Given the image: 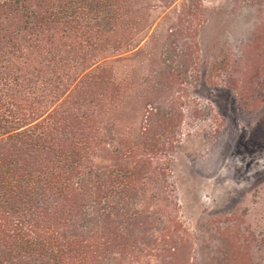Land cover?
Returning a JSON list of instances; mask_svg holds the SVG:
<instances>
[{
    "label": "trees",
    "instance_id": "1",
    "mask_svg": "<svg viewBox=\"0 0 264 264\" xmlns=\"http://www.w3.org/2000/svg\"><path fill=\"white\" fill-rule=\"evenodd\" d=\"M133 0H0V264H150L161 218L142 205L162 108L111 164L121 87L104 52Z\"/></svg>",
    "mask_w": 264,
    "mask_h": 264
},
{
    "label": "rangeland",
    "instance_id": "2",
    "mask_svg": "<svg viewBox=\"0 0 264 264\" xmlns=\"http://www.w3.org/2000/svg\"><path fill=\"white\" fill-rule=\"evenodd\" d=\"M126 17L95 161L123 157L156 108L173 117L142 198L161 218L150 264H264V0H133Z\"/></svg>",
    "mask_w": 264,
    "mask_h": 264
}]
</instances>
